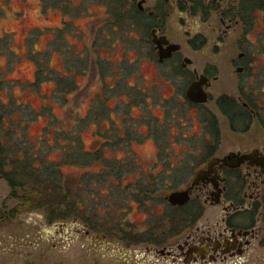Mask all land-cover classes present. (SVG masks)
Returning <instances> with one entry per match:
<instances>
[{
  "label": "rangeland",
  "instance_id": "obj_1",
  "mask_svg": "<svg viewBox=\"0 0 264 264\" xmlns=\"http://www.w3.org/2000/svg\"><path fill=\"white\" fill-rule=\"evenodd\" d=\"M108 2L0 0L2 144L23 176L37 168L44 173L36 175L54 172L68 201H79L78 214L56 218L45 193L32 183L12 186L0 173V264H167L140 249L134 231L149 223L152 209L182 222L166 233L170 244L184 237V215L193 206L172 208L167 191H150V185L180 188L187 164L209 150L201 147L204 111L185 96L195 67L219 74L208 102L219 117V151L264 144L263 9L251 42L236 33L220 48L211 47V30L199 21L191 35L173 21L171 36L183 44L197 41L201 31L208 36L204 47L184 49L193 63L183 70L180 62L160 64L148 37L131 23L106 19ZM240 43L255 52L250 77L232 63ZM241 92L251 97L256 115L236 129L217 98ZM207 210L213 219L215 208ZM80 223L89 234L78 232ZM256 248L228 264H264V243Z\"/></svg>",
  "mask_w": 264,
  "mask_h": 264
},
{
  "label": "flooded vegetation",
  "instance_id": "obj_2",
  "mask_svg": "<svg viewBox=\"0 0 264 264\" xmlns=\"http://www.w3.org/2000/svg\"><path fill=\"white\" fill-rule=\"evenodd\" d=\"M108 3V13L104 16L106 19L131 23L139 33L143 32L148 37V44L152 46L160 64L180 62L183 70L193 63V59L184 54V49L204 47L208 36L201 31L195 37L197 41L190 38L189 44H183L171 36L173 21L177 20L178 25L188 35L192 33L195 20L199 21L207 31L211 30V47L220 48L226 44L229 36L236 33L249 40L248 34L254 32L257 11L264 10V0H109ZM172 43L178 44L177 48L164 56ZM253 59L255 52L251 51L247 44L240 43V51L238 56L232 57V63L236 65L239 73L247 72L246 75L250 77L248 69ZM214 72L208 68L200 71L195 67L193 77L187 85L188 87L201 75H205L208 78L203 83V88L208 94L205 102L191 100L187 95V88L185 91V96L191 104L204 111L200 121L205 127V140L202 141L201 147L209 149L205 158L196 164H187L185 172L182 173L184 184L180 188L169 190L170 184L168 187L150 185V191L159 193L166 190L168 195L176 190L189 189L190 199L182 205L173 204L168 195L165 196L166 203L172 208L184 209L189 205L193 206L191 211L184 215V237L176 244H170L172 242H168L169 236L166 237V233L174 226L177 215L157 217L156 213L153 215L152 209L149 223L143 225L138 232L133 230L136 234L133 241L142 244L140 249L149 252L150 256L156 257L161 263L228 264L246 259L248 255L254 254L258 244L264 243V144L251 149L219 151V145L222 143L219 117L208 106L213 97V83L219 78V74ZM159 96L162 97L160 94ZM223 97L233 99L239 108L238 112L243 111L246 114V118L233 123L231 115L226 113L234 128L237 129L242 124L248 126L256 115L251 97L242 92L237 95L222 94L217 98L219 107ZM163 99L169 100L164 96ZM159 100L162 102V99ZM157 165L159 161L156 160L152 167ZM173 166L170 164L169 169L175 170ZM199 173L201 175L194 183ZM150 175L157 176L154 171ZM209 207L216 210L213 219L207 210ZM177 222L181 221L178 219ZM163 223L167 225L164 228L161 225ZM77 230L84 235L89 234L91 228L86 223H80ZM93 235L99 238V232ZM163 243V247H159V244Z\"/></svg>",
  "mask_w": 264,
  "mask_h": 264
},
{
  "label": "trees",
  "instance_id": "obj_3",
  "mask_svg": "<svg viewBox=\"0 0 264 264\" xmlns=\"http://www.w3.org/2000/svg\"><path fill=\"white\" fill-rule=\"evenodd\" d=\"M221 107L225 113L231 115L233 123L246 118L245 112H238L239 108L233 99L223 97L221 99ZM1 120L2 119L0 117V123ZM10 158H12V150H6L0 138V173L9 179L12 186H24L25 184L32 183L31 189L36 192L45 193L49 209L52 213L57 211V214L55 213L56 218H64L71 212L78 214L79 201H68L69 199H67V194L63 193V184L61 183V180L55 178L54 172H52L50 176L43 175L40 172L36 175L37 171L41 169L37 168V171L35 170V172H31L30 174L27 172L26 176H23V168L11 161ZM40 171L44 173L43 170ZM55 179H57L56 182ZM63 204L67 208V211H62Z\"/></svg>",
  "mask_w": 264,
  "mask_h": 264
},
{
  "label": "water",
  "instance_id": "obj_4",
  "mask_svg": "<svg viewBox=\"0 0 264 264\" xmlns=\"http://www.w3.org/2000/svg\"><path fill=\"white\" fill-rule=\"evenodd\" d=\"M177 45L178 44H176V43H172L169 46L168 52L165 53L164 56L168 55L171 52L170 50L176 49ZM206 80H208V78L205 75H201L198 80L192 82L187 87V95L191 100L198 101V102H205L207 100L208 94L203 88V83H205ZM200 175H201V173H199L196 176L194 183L197 182ZM168 199L173 204H179V205L185 204L190 199L189 189L173 191L168 196Z\"/></svg>",
  "mask_w": 264,
  "mask_h": 264
},
{
  "label": "bare ground",
  "instance_id": "obj_5",
  "mask_svg": "<svg viewBox=\"0 0 264 264\" xmlns=\"http://www.w3.org/2000/svg\"><path fill=\"white\" fill-rule=\"evenodd\" d=\"M142 148L145 149V147L141 146L140 149H142Z\"/></svg>",
  "mask_w": 264,
  "mask_h": 264
}]
</instances>
